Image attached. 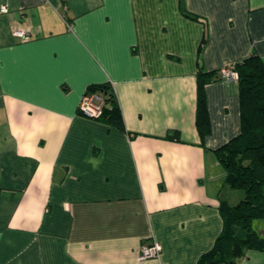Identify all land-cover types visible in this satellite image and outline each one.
<instances>
[{"label": "crops", "instance_id": "0c3cea01", "mask_svg": "<svg viewBox=\"0 0 264 264\" xmlns=\"http://www.w3.org/2000/svg\"><path fill=\"white\" fill-rule=\"evenodd\" d=\"M252 54L264 0H0V264H197L242 197L216 153L241 132L239 81L219 71ZM92 85L124 130L80 112ZM253 228L264 238V217Z\"/></svg>", "mask_w": 264, "mask_h": 264}, {"label": "trees", "instance_id": "16d2710c", "mask_svg": "<svg viewBox=\"0 0 264 264\" xmlns=\"http://www.w3.org/2000/svg\"><path fill=\"white\" fill-rule=\"evenodd\" d=\"M236 69L239 72L241 132L218 148L216 153L225 168L226 183L242 191L244 197L236 204L222 201L223 231L213 248L204 253L197 264H238V258L249 249H264V238L253 228L254 220L264 217V59L252 54L236 62ZM210 76V72L199 73L197 125L203 138L211 132L205 93ZM89 88L106 92L109 105L100 119L124 130L115 96L107 94V89L101 86ZM169 138L181 139L178 132Z\"/></svg>", "mask_w": 264, "mask_h": 264}, {"label": "built area", "instance_id": "2783aa9c", "mask_svg": "<svg viewBox=\"0 0 264 264\" xmlns=\"http://www.w3.org/2000/svg\"><path fill=\"white\" fill-rule=\"evenodd\" d=\"M8 11L9 7L7 5L1 7L2 13H7ZM13 34L24 41L29 40L31 37L30 29H24L21 27L16 28ZM219 76L222 79L238 80L239 72L236 69V63H231L222 67L219 71ZM108 105L107 97L103 91L89 88L81 99L79 110L88 118L100 119L103 117L104 110ZM160 253L161 245L156 241L152 245H144L142 247L140 259L159 257Z\"/></svg>", "mask_w": 264, "mask_h": 264}, {"label": "rangeland", "instance_id": "374dc122", "mask_svg": "<svg viewBox=\"0 0 264 264\" xmlns=\"http://www.w3.org/2000/svg\"><path fill=\"white\" fill-rule=\"evenodd\" d=\"M233 191H235L236 193H239V194H241L242 195V197L241 198H243L244 197V193L242 192V191H240V190H237V189H235V190H233ZM234 192V193H235ZM237 202H239V201H237Z\"/></svg>", "mask_w": 264, "mask_h": 264}]
</instances>
